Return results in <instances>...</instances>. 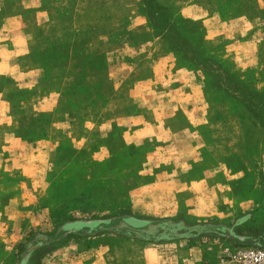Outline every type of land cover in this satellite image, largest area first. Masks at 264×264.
I'll return each instance as SVG.
<instances>
[{
	"label": "rangeland",
	"instance_id": "374dc122",
	"mask_svg": "<svg viewBox=\"0 0 264 264\" xmlns=\"http://www.w3.org/2000/svg\"><path fill=\"white\" fill-rule=\"evenodd\" d=\"M17 1L0 0V31H7L6 28L12 30L16 15L20 16L25 34L29 35V61L34 69L28 75L20 76L19 86L10 85L14 84L10 76L0 75V94L6 89L12 91V105L7 108L18 112V133L15 135L18 144L6 156L13 160L19 158L20 163L25 160L23 163L31 168L23 170V173L17 171L14 187L20 198L25 194L21 205V227L5 231L4 235L7 234L11 240L9 244L0 246L5 254L0 264H80L79 255L93 248L109 256V264H120L117 261L119 258L112 253L116 248L124 249L125 254L130 253L127 258L130 264H140L136 260L139 247L141 250L144 246L160 250L172 243L180 245L179 264H190V244L208 248L210 258L205 264H226L229 256L239 248L264 249V162L255 165L250 182H241L236 186V190L244 195L243 199L237 200L233 192H229L226 201L220 200L221 191L216 186L209 187L210 193H206L212 197L209 204L215 207L220 202L224 204L216 214L204 218L191 216L190 206L182 204L157 216H149L148 209L166 206L161 199L155 204L156 199L150 193L164 182L173 168L162 162L159 164L162 160L160 145L138 140L134 143L130 127L125 129V134L120 124L107 121L99 124V119L89 117L91 112H103L108 108L107 95L113 100L110 109L121 110L126 105L120 99L117 86L118 81L128 73L124 67L128 66L130 56L124 50L148 40L140 37L135 28L134 9L127 11L132 18L95 23L92 17L96 15L124 13L121 6L123 0H94L99 4L102 1L103 5L93 6L74 5L75 0ZM106 1L113 2V5H106ZM252 2V5L245 6L247 13L262 16L264 0ZM221 13L225 17L239 14L232 7H224ZM136 15L150 19L159 31L168 30L173 19L169 11L159 9L151 0H139ZM260 27L262 36L258 60L264 66V17L260 18ZM65 30L67 38L60 36ZM181 33L186 39L183 45L182 40H177V35L169 30L170 49L175 61L182 62L189 70L190 62L199 66L202 80L210 88L221 87V90L212 89L218 92V98L232 100L234 108H246L248 105L259 117V133H251L250 123L245 122L241 139L245 143H263L264 128L260 121L264 124V87L255 90L249 82L257 77L264 80V68L262 71L249 69L247 78L242 79L233 67L221 62L222 67L218 68L206 60L213 58L201 52L192 38ZM12 35H6L7 40L0 48L11 46ZM91 47L98 48L97 54L90 55ZM112 51H116V56ZM74 60L80 62L82 69L59 70ZM112 65H116L113 70ZM90 71L95 73L90 75ZM65 76L68 79L64 83L60 79ZM33 80H37L34 85L31 83ZM27 83L29 86L26 87ZM238 83L240 90L236 89ZM248 90L255 95L249 94ZM37 91L42 94L39 97L51 96L46 104L52 107L55 102L52 110H42L44 104L38 105L39 99L35 100L36 106H27V100H31ZM175 106L168 102L162 109L170 112L175 110ZM62 108L67 116L61 118V123L68 129L67 139L60 145L62 148H56V155L50 158L52 163L46 158H31L42 147L45 128L58 120L56 114ZM184 130L179 135L180 146L182 152L188 155L190 134L185 133L186 128ZM232 137L227 136L225 140L234 142L236 137ZM203 138L207 143L218 139V136L207 131ZM100 143H109L110 158L97 162L94 152ZM192 144H197V141ZM24 165L21 167L25 168ZM237 165L234 156L226 157L220 164L211 156L196 169L199 173L209 172L208 178L216 185L214 181H219L223 175L229 178ZM218 170L222 173L213 180ZM158 177L163 181H159ZM134 192L138 194L136 198L131 197ZM130 211L148 221L129 225L112 223L106 234L92 238L75 237L64 231L65 225L77 221L108 220ZM141 212L146 215L140 216ZM116 229L124 231V235L117 233ZM21 244L24 245L22 248ZM196 264H201V261Z\"/></svg>",
	"mask_w": 264,
	"mask_h": 264
},
{
	"label": "crops",
	"instance_id": "0c3cea01",
	"mask_svg": "<svg viewBox=\"0 0 264 264\" xmlns=\"http://www.w3.org/2000/svg\"><path fill=\"white\" fill-rule=\"evenodd\" d=\"M75 1L74 5H103L102 1L100 4L94 0ZM252 1L156 0L173 15L171 23L176 29L192 38L201 52L233 67L234 72L242 79L247 78L249 69L262 71L264 68L258 60L259 42L260 36H262L260 18L264 17V14L261 13L262 16H260L247 13L248 9L245 6L252 5ZM17 2H25V0ZM138 2L139 0H123L121 6L124 13L120 15L114 16V14L108 13L92 17L95 23L100 21L113 23L115 20L129 19V16L132 18L131 13L127 11L131 12L134 9L135 28L140 37H146L148 40L124 50L130 56L128 66L124 67L128 73L117 84L120 99L126 104L122 107L124 109H110L113 100L110 95H107L106 101L110 103L108 108L103 112H91L89 117L99 119V124L103 121L120 124L123 131L130 127L133 141L130 139L134 143L138 140L160 145L162 160L159 159V164L162 162V164L173 168L168 177L164 178V182L150 193V196H153L154 200L156 199L155 204L159 203L161 199L162 202L165 201L166 206L161 209L154 207L148 209L149 216H157L167 209L182 204L190 206L191 216L199 218L211 216L222 210L221 206L224 204L220 202L217 205L218 208L209 204L212 199L210 195H206L207 192L210 193L209 187L216 186L217 190L221 191L219 193L220 200L226 201L229 192H233L237 200L243 199L244 195L236 190V186L241 182H250L253 178L252 173L253 170L255 171V165L264 162V142L245 143L241 139L245 122L250 123L251 133L253 131L259 133L258 121L247 108L236 109L233 107L232 100L218 98V92L202 80L199 66L190 62L189 70L188 66L182 62L175 61V56L170 49V29L164 28L159 31L150 19L136 17ZM109 4L113 5V2L106 1V5ZM224 7H232L239 14L225 17L221 13ZM16 16L15 27L12 30L6 28L7 31H0V45L5 44L6 35L13 34L11 46L0 48V75L10 76L11 81L14 82V84H10L11 86H19L20 76L28 75L34 69V65H31L29 61V35L25 34L24 23L20 16ZM67 35L65 30V33H61L60 36L67 38ZM74 36L77 37V34L74 33ZM97 50L98 48L91 47L90 55L97 54ZM112 54L116 56V51H112ZM115 66L112 65V70ZM92 67L94 66H90V68ZM73 69H82L79 61L68 62L64 68H59V70ZM93 73L95 72H89L90 75ZM67 77H62L60 80L65 83ZM37 80L31 81V83L34 85ZM252 80L253 82L249 83L255 90L264 87V80H260L258 77ZM108 81L109 78L107 84ZM27 86H29L28 83ZM12 94V91L7 89L0 94V246L10 243L11 239L7 234L4 235L5 231L21 227V205L25 194L20 198L14 183H17L18 170L23 173V170L31 168L27 167V163H23L25 160L20 163L19 158L13 160L6 156V153L16 149L15 146L18 144V138L15 136L18 133V112L7 108L12 105ZM40 95L42 94L38 91L34 93L32 99L27 100V106H36L35 100L39 99L38 105L44 104L42 110H52L55 102L51 105L52 107H48L46 104L51 96L39 97ZM168 102L176 104L175 110L167 112L162 109ZM79 110L76 111L79 112ZM64 116L66 117L67 113L62 108L56 114L58 120L45 128V138L40 144L42 147L31 158H46L49 163H52L50 158L56 155V148L67 139L68 129H65L61 123V118ZM247 126L249 127V124ZM247 126L245 127L247 128ZM185 128V133L190 134V154L188 155L182 152L179 139V135L185 131ZM207 131L212 135H217L218 139L204 142L203 135ZM124 133L127 134V130ZM232 135L236 138L234 139ZM227 136H231L234 142H227L225 140ZM196 141L197 144H192ZM94 154V159L97 162L110 158L109 143L106 145L100 143L95 148ZM211 156L219 164L221 161H225L226 157L234 156L238 163L234 167L235 169L230 172V177L221 176L219 181H214L216 185L212 184L211 179L208 178L209 172L199 173L196 169ZM21 165H24L25 168ZM218 171L219 173L213 177V180L222 173L221 170ZM158 178L159 181H163L160 177ZM202 182L203 184H201ZM137 196L136 192L131 194L133 198ZM145 196L149 197V195ZM134 213L138 214L137 211ZM143 215L146 213L141 212L140 216ZM179 247L180 245L173 243L167 244L164 249L160 250L148 249L145 246L141 250L139 247V257L136 260L140 264H179ZM116 249L112 253L119 258L117 261L120 264H130V261L127 260L130 253L125 254V250L122 248H118L117 251ZM1 250L0 263L5 258V254ZM207 250L208 248L205 246H191L190 244L188 250L190 264H196L197 261L205 264L206 260L208 261L210 258ZM79 256L80 264H109L110 262L109 256L104 253L100 254V251L95 248L88 250L87 253H81ZM115 259L116 257H114Z\"/></svg>",
	"mask_w": 264,
	"mask_h": 264
},
{
	"label": "trees",
	"instance_id": "16d2710c",
	"mask_svg": "<svg viewBox=\"0 0 264 264\" xmlns=\"http://www.w3.org/2000/svg\"><path fill=\"white\" fill-rule=\"evenodd\" d=\"M151 1H155V4L159 9L168 11L167 8L161 6L158 2H156V0H151ZM168 27L170 30L173 31V33L175 35H177L176 36L177 40H182L181 43L183 45L185 43L186 39L184 37H182L183 35H182L181 31L176 29V27L172 23H170ZM173 47H174V43L172 45V48ZM206 60H208L212 64H216L218 68L222 67V63L219 61H216L213 59H206ZM212 88H217L219 90L222 89L219 86H212ZM236 89L237 90L241 89V85L239 83L236 85ZM248 92H249V94H251L253 96L255 95L252 90H248ZM245 107L252 113V115L256 119H259L257 114L248 105H246ZM260 123H261V126L264 128V124L261 121H260ZM146 221H148V220L137 217V216L133 215V213L130 211V212H127L126 214L122 215L121 217L118 216L116 218H112V219H108V220H101V221H94V222L77 221V222L71 223L67 226L65 225L64 231H65V234H73V236H75V237L80 236V238H85V237L92 238V237H97V236L106 234L105 232H107V230H109L112 223L117 224L118 222H122V224L127 223L129 225L132 222L138 223V224H141V223L143 224V223H146ZM117 225H121V224L118 223ZM116 231H117V233L124 235V231L118 230V229H116ZM23 246L24 245L21 244L20 248H22Z\"/></svg>",
	"mask_w": 264,
	"mask_h": 264
},
{
	"label": "built area",
	"instance_id": "2783aa9c",
	"mask_svg": "<svg viewBox=\"0 0 264 264\" xmlns=\"http://www.w3.org/2000/svg\"><path fill=\"white\" fill-rule=\"evenodd\" d=\"M226 264H264V249L239 248L229 256Z\"/></svg>",
	"mask_w": 264,
	"mask_h": 264
}]
</instances>
